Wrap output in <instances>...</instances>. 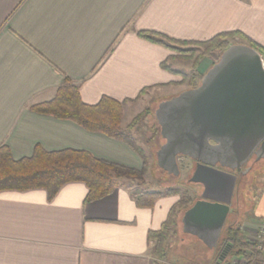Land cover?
<instances>
[{
  "label": "crops",
  "instance_id": "crops-1",
  "mask_svg": "<svg viewBox=\"0 0 264 264\" xmlns=\"http://www.w3.org/2000/svg\"><path fill=\"white\" fill-rule=\"evenodd\" d=\"M233 31L264 47V0H0V147L16 160L31 157L37 146L84 150L140 170L142 158L128 143L32 107L52 100L70 79L86 104L104 96L126 101L125 118L128 105L179 82L161 68L172 52L140 32L203 42ZM137 188L123 180L89 203L81 182L64 185L53 199L41 189L0 192V264H155L150 232L176 201L164 197L152 209L140 208Z\"/></svg>",
  "mask_w": 264,
  "mask_h": 264
},
{
  "label": "water",
  "instance_id": "water-1",
  "mask_svg": "<svg viewBox=\"0 0 264 264\" xmlns=\"http://www.w3.org/2000/svg\"><path fill=\"white\" fill-rule=\"evenodd\" d=\"M154 118L164 142L156 166L178 178L179 156L198 163L190 182L204 190L182 214V231L214 249L237 180L217 166L240 171L253 155L264 159V56L247 44L230 45L198 87L162 101Z\"/></svg>",
  "mask_w": 264,
  "mask_h": 264
},
{
  "label": "trees",
  "instance_id": "trees-1",
  "mask_svg": "<svg viewBox=\"0 0 264 264\" xmlns=\"http://www.w3.org/2000/svg\"><path fill=\"white\" fill-rule=\"evenodd\" d=\"M139 36L147 40V42L149 41L170 50L172 53L177 50L181 51L179 45L195 44L203 48V53L195 59L191 66V74L189 76L183 74L184 77L181 79L183 80L182 82L186 81L188 83L189 89L198 87L202 81L204 73L199 70L201 62L212 55H216L219 60L222 52L232 45L236 38L241 40L239 43L255 48L264 56V47L250 40L245 35L234 31L221 33L203 42L176 41L156 32H140ZM171 58H168L161 68L169 71L173 76H179L180 72L169 68ZM142 92L139 93L140 96L144 94ZM125 103L126 101L121 102L104 96L98 104H86L81 98L80 87L70 79H65L52 100L35 105L32 110L59 120L72 121L89 132L104 134L114 139V141L118 140L128 143L137 155L142 158V169L138 170L97 159L84 150L67 149L48 152L40 146L35 148L31 157L16 160L13 158L10 149L4 145L0 147V192L41 189L48 193L50 199H53L64 185L81 182L88 189L86 203H89L111 195L117 190L121 181L130 180L138 184V188L133 194L135 205L146 209H152L161 198L174 194L173 191H170L167 195L142 190L146 185L144 178L149 171V164L143 149L134 143L131 135V130L138 126L142 118L140 115L135 117L127 130L124 129L122 127V118H124L123 106ZM159 129L160 127L157 125L152 138L159 133ZM159 148H157L156 152ZM159 170L161 169L159 168ZM184 208V203L179 201L171 209L167 215V220L160 229L150 232L149 241L153 243L150 253L155 259V264H165L160 263V260H165L167 257L166 242L172 229L176 232L178 214ZM188 208L186 207L185 209L187 210ZM259 235L264 239L262 231L259 232ZM223 238L218 250L222 251L221 249L230 245L231 257L242 259L248 264H262L264 244L262 250L258 249L259 244L257 241L252 242L242 238L241 232L232 227L226 229L225 237Z\"/></svg>",
  "mask_w": 264,
  "mask_h": 264
},
{
  "label": "rangeland",
  "instance_id": "rangeland-1",
  "mask_svg": "<svg viewBox=\"0 0 264 264\" xmlns=\"http://www.w3.org/2000/svg\"><path fill=\"white\" fill-rule=\"evenodd\" d=\"M241 42L239 39H234ZM235 41V42H236ZM236 42V43H237ZM234 44V42H233ZM181 51H173L172 58L169 61V68H174L175 71L181 74L178 77L179 82L166 89H156L154 92L145 97L138 105H128L125 112L126 130L132 123L135 117L141 116L142 120L138 126L131 130L132 139L144 151L149 164V171L146 174L145 187L142 189L147 192H159L162 194H169L173 191L174 194L166 197H172L175 203L182 201L184 207L188 208L194 204L201 194L200 187L194 183L188 182V177L191 176L193 171V163L190 158L185 156L178 157V166L181 171L180 176L174 177L166 174L164 171L159 170L156 166V150L161 147L163 140L159 133L154 137V129H157V121L155 111L162 101L169 100L183 91L189 89L188 83L181 80L185 75H190L193 62L197 57L203 53V48L195 45H179ZM218 61L216 55L205 58L199 66L201 69L207 70L210 64ZM134 116V117H133ZM253 158L248 162L247 166H252ZM156 163V164H155ZM137 183V182H136ZM236 194L232 199L231 211L224 225L223 233L220 237L218 246L214 249H208L199 239L192 235L184 234L182 231L181 218L186 210H181L178 214L176 232L172 229L171 234L166 242L167 257L165 260H160V263L165 264H229L237 258L231 257L230 245L220 249L222 240L225 237V231L228 227L241 232L242 238L256 242L255 230L264 233V229H260L259 218L257 211L259 208L260 198L264 195V159L254 165L252 172L241 178L236 187ZM250 228V229H248ZM245 229V231H244Z\"/></svg>",
  "mask_w": 264,
  "mask_h": 264
},
{
  "label": "flooded vegetation",
  "instance_id": "flooded-vegetation-1",
  "mask_svg": "<svg viewBox=\"0 0 264 264\" xmlns=\"http://www.w3.org/2000/svg\"><path fill=\"white\" fill-rule=\"evenodd\" d=\"M180 157V156H179ZM253 158H255V160L253 161V165L252 166H247V164H248V162H250ZM263 160V159H262ZM191 161H192V165H193V171H192V174H191V176L190 177H188L189 179H188V182L189 183H191L190 182V180L192 179L191 177L193 176V173H194V171H195V169H196V164H198L196 161H194V160H192L191 159ZM261 161V160H260ZM260 161H257L256 160V157L253 155L251 158H250V160L248 161V162H246V164L242 167V169L240 170V171H230L229 169H224V168H221L220 166H217V168L218 169H221V170H224V171H226V172H228V173H231V174H233L234 176H236L237 177V180H236V186L234 187L235 189H234V193H233V198L232 199H234V196H235V194H236V187L238 186V182H239V180L241 179V178H244L247 174H249L250 172H252V170L254 169V165H256V164H258V162H260ZM194 185H196V186H198V187H200V190H201V194H200V197L197 199V200H200L201 199V196H202V194H203V188H202V185L199 183V184H194ZM203 189V190H202ZM231 199V200H232ZM196 200V201H197ZM195 202V201H194ZM224 230V229H223ZM223 233V232H222Z\"/></svg>",
  "mask_w": 264,
  "mask_h": 264
},
{
  "label": "built area",
  "instance_id": "built-area-1",
  "mask_svg": "<svg viewBox=\"0 0 264 264\" xmlns=\"http://www.w3.org/2000/svg\"><path fill=\"white\" fill-rule=\"evenodd\" d=\"M261 235V234H260ZM259 234L256 235V241L258 242L259 244V247H257L258 249L262 250L263 248V244H264V239H262V237L260 236ZM229 264H248L247 262L245 261H242V259H235L234 261H232L231 263Z\"/></svg>",
  "mask_w": 264,
  "mask_h": 264
}]
</instances>
